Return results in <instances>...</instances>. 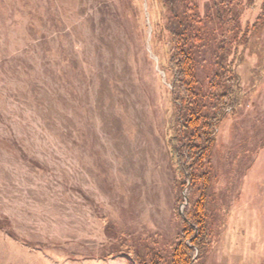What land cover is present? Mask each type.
<instances>
[{
  "label": "rangeland",
  "instance_id": "obj_1",
  "mask_svg": "<svg viewBox=\"0 0 264 264\" xmlns=\"http://www.w3.org/2000/svg\"><path fill=\"white\" fill-rule=\"evenodd\" d=\"M191 3L204 15L212 0ZM243 4L244 27L262 0ZM165 17L161 0H0V264H134L118 251L148 248L172 257L188 192L168 141ZM256 59L213 149L211 239L192 264H264Z\"/></svg>",
  "mask_w": 264,
  "mask_h": 264
},
{
  "label": "trees",
  "instance_id": "obj_2",
  "mask_svg": "<svg viewBox=\"0 0 264 264\" xmlns=\"http://www.w3.org/2000/svg\"><path fill=\"white\" fill-rule=\"evenodd\" d=\"M257 0H247L254 5ZM165 9L164 30L170 49L166 74L171 85L175 110L169 141L171 163L178 169L182 189L187 188L183 228L172 257L132 254L118 251L134 264H192L196 253L202 257L211 239L207 212L214 167L212 153L222 124L232 115L235 101L246 96L242 67L249 55L256 56L249 77L264 70V0L252 24L241 23L243 0H212L208 12L201 14L191 0H161ZM206 79L199 78L201 61ZM254 89V84L250 90ZM246 92V93H244ZM159 256V255H158Z\"/></svg>",
  "mask_w": 264,
  "mask_h": 264
},
{
  "label": "water",
  "instance_id": "obj_3",
  "mask_svg": "<svg viewBox=\"0 0 264 264\" xmlns=\"http://www.w3.org/2000/svg\"><path fill=\"white\" fill-rule=\"evenodd\" d=\"M188 201H189V199H188V196L187 195H185V203H184V208L186 207V205H188ZM181 211V215H182V217L185 219V221H186V218H185V215H184V212H183V210H180Z\"/></svg>",
  "mask_w": 264,
  "mask_h": 264
}]
</instances>
